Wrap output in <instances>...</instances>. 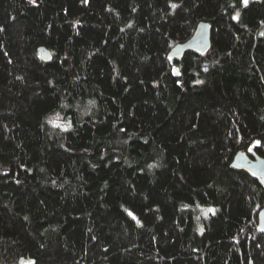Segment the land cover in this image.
Here are the masks:
<instances>
[{"label": "trees", "instance_id": "obj_1", "mask_svg": "<svg viewBox=\"0 0 264 264\" xmlns=\"http://www.w3.org/2000/svg\"><path fill=\"white\" fill-rule=\"evenodd\" d=\"M250 149L264 0H0V264H264Z\"/></svg>", "mask_w": 264, "mask_h": 264}, {"label": "water", "instance_id": "obj_2", "mask_svg": "<svg viewBox=\"0 0 264 264\" xmlns=\"http://www.w3.org/2000/svg\"><path fill=\"white\" fill-rule=\"evenodd\" d=\"M211 28L209 21H200L195 27L192 35L183 42L176 43L168 52L169 60H180L186 51H195L205 55L211 48ZM40 57L44 61L52 59V53L46 46H40ZM178 73V67H174ZM232 166L248 172L264 184V156L256 154L254 150H239L232 160ZM257 230L264 234V207L258 213Z\"/></svg>", "mask_w": 264, "mask_h": 264}, {"label": "rangeland", "instance_id": "obj_3", "mask_svg": "<svg viewBox=\"0 0 264 264\" xmlns=\"http://www.w3.org/2000/svg\"><path fill=\"white\" fill-rule=\"evenodd\" d=\"M248 1H249V0H248ZM52 121H53L54 123H59V124H64V123H66V122L64 121L63 117L61 116V114H55V115H53V117H52ZM31 260H32L31 257H22L21 260H20V262H21L22 264H26V263H29Z\"/></svg>", "mask_w": 264, "mask_h": 264}, {"label": "snow or ice", "instance_id": "obj_4", "mask_svg": "<svg viewBox=\"0 0 264 264\" xmlns=\"http://www.w3.org/2000/svg\"><path fill=\"white\" fill-rule=\"evenodd\" d=\"M85 2H86V0H85ZM242 2L245 4V6L248 4V0H242ZM173 7H175V5H173ZM257 143H259V142H257Z\"/></svg>", "mask_w": 264, "mask_h": 264}]
</instances>
